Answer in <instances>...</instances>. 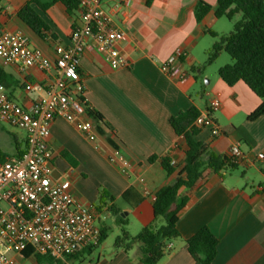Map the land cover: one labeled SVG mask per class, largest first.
Returning <instances> with one entry per match:
<instances>
[{"label": "crops", "instance_id": "obj_1", "mask_svg": "<svg viewBox=\"0 0 264 264\" xmlns=\"http://www.w3.org/2000/svg\"><path fill=\"white\" fill-rule=\"evenodd\" d=\"M29 1L1 0L0 31L23 33L32 47L54 60L56 46L70 44L78 13L69 15L60 2L46 12L34 5L49 27L41 38L18 18ZM146 1L131 0L115 19L116 25L125 31L120 48L131 62L129 68L113 69L94 45L78 60L85 101L110 126L114 143L131 162L129 174L109 163L107 157L113 146L106 136L97 132L94 141H90L58 118L48 140L53 153L52 178L69 179L74 197L95 209L99 190H108L115 196L114 204L120 214L128 219L129 234L137 236L153 222L157 192L173 183L185 163V138L175 133L170 119L193 106L204 113L210 101L219 97L222 106L212 114V120L221 135L214 137L207 127L195 139L221 156H230L231 149L239 147L243 161L235 170L210 174L191 195L179 214L177 228L181 238L170 242L171 252L158 264H196L188 252L187 241L205 227L219 240L215 264H264V116L255 121L248 119L262 100L244 82L230 87L219 77V69L232 62L220 58L223 53L217 73L208 74L204 69L203 56L206 58L218 40L211 33L227 36L233 26L223 22L224 18H216L217 0H153L150 7ZM199 1L212 7L200 23L194 13ZM117 4L118 0H104L106 8ZM240 19L241 15H237L233 22ZM177 54H185L179 62L189 74L185 81L169 78L160 70L163 62ZM4 68L18 81L17 87L7 90L9 95L24 106L41 97L39 87L56 75L54 71L46 73L36 68L25 72L14 66ZM16 143L20 144L14 137ZM26 145L25 136L24 148ZM151 158L156 160L151 162ZM164 158L176 162L173 174L162 167ZM250 171L260 178L252 179L248 176ZM129 191L140 199L136 207L123 199ZM98 218L100 222V214ZM90 260L89 264H143L136 247L127 253L115 250L114 246L106 248L104 243Z\"/></svg>", "mask_w": 264, "mask_h": 264}, {"label": "built area", "instance_id": "obj_2", "mask_svg": "<svg viewBox=\"0 0 264 264\" xmlns=\"http://www.w3.org/2000/svg\"><path fill=\"white\" fill-rule=\"evenodd\" d=\"M130 2L118 0L115 7L106 8L104 0H81L70 44L56 46L54 60L32 47L23 33L0 31L3 67L14 66L21 72L36 68L56 73L44 87H39L43 95L30 106L14 100L0 85V122L23 130L27 139V149L21 158L0 162V264H19L18 256L27 249L32 250L33 256L66 261L99 242L97 210L74 197L69 179L52 178L53 153L48 140L52 124L62 118L94 141L97 130L88 115L93 108L85 101L78 60L94 45L113 69L130 67L129 58L120 48L125 31L115 22L119 10L123 12ZM184 57L185 54H177L163 62L161 72L185 81L189 74L179 65ZM221 106L220 98H213L195 126L211 128L214 137L221 135L212 120V114ZM230 157L243 159L239 147L231 149ZM107 158L110 164L129 174L131 162L120 148L112 147ZM170 164L177 165L175 161ZM168 249H172L171 243Z\"/></svg>", "mask_w": 264, "mask_h": 264}, {"label": "trees", "instance_id": "obj_3", "mask_svg": "<svg viewBox=\"0 0 264 264\" xmlns=\"http://www.w3.org/2000/svg\"><path fill=\"white\" fill-rule=\"evenodd\" d=\"M58 2L66 7L69 15L74 16L81 0H51L48 3L42 0H30L18 13V18L35 34L44 38V33L49 31V27L37 13L34 5L46 12ZM152 3L153 0H147L146 6L150 7ZM217 3L216 18H224L233 22L237 15H241V19L234 23L231 33L227 36L219 37L211 33L218 40L207 52L206 64H214L222 53L231 57V64L221 67L218 75L230 87L240 81L244 82L262 100V104L248 117L249 121H255L264 116V0H217ZM211 10L212 7L209 4L199 1L194 11L196 21L202 22ZM78 71L80 72L79 68ZM0 85L4 86L6 90H12L18 86L15 76L1 64ZM88 115L93 120L97 132L106 136L113 147H117L113 141L110 126L104 124V117L94 110H89ZM200 115L201 112L193 106L170 119L175 133L183 136L187 144L184 166L178 171L177 178L173 183L157 192L153 204V222L143 228L137 236L133 237L129 234L128 219L121 218L119 221L121 234L114 242L115 250L129 253L136 247L143 264H158L171 252V249H168V244L181 238L177 228L179 214L186 207L191 195L210 174L235 170L243 161V159L235 160L230 156L217 155L210 151L205 144L195 139L202 129L195 126ZM15 149L14 155H9L0 149V162L21 158L26 152L27 145L23 149L21 144L16 143ZM155 160L156 158L150 159L151 162ZM161 164L168 174H173L176 170L171 166L168 158L162 159ZM123 199L131 207H136L140 203V199L135 198L130 191L123 195ZM114 202L115 196L101 188L96 207L97 212L101 214L106 209L114 215H119L120 210ZM100 232V239L96 245L84 248L69 256L66 261L50 256H33L30 249L22 252V257L24 259L33 258L36 261L35 264H89L92 253L107 239L108 230L100 227ZM218 245V238L207 227L202 228L187 241L188 252L196 264H215Z\"/></svg>", "mask_w": 264, "mask_h": 264}, {"label": "rangeland", "instance_id": "obj_4", "mask_svg": "<svg viewBox=\"0 0 264 264\" xmlns=\"http://www.w3.org/2000/svg\"><path fill=\"white\" fill-rule=\"evenodd\" d=\"M223 20H224L223 22H230L227 19H223ZM234 23L235 22H230L232 26L234 25ZM222 56L223 57H220V58H224V60H228V61L231 60V57L227 55L226 53H223ZM220 58L212 65H207L205 63L204 69L206 70L208 74L217 73L219 63L221 62V60H223ZM203 59L206 61L207 56L206 58L203 56ZM198 77L201 78L202 76L198 75ZM25 136H26V133L23 130L11 127L10 125L6 123H0V149L1 150L8 152L10 154H14L16 152L15 144H14V137L17 138L22 148H24ZM234 172L235 171H230L229 173H234ZM248 176H250L252 179L260 178L259 177L260 175L256 173L255 171H250ZM118 205L120 206L121 202H119ZM121 218H123L122 214L114 215L113 213H110L107 211L100 214L99 226L102 225L103 227H106V229L108 230L107 239L104 242V246L106 248L113 247L116 238L121 234V228L119 226V221L121 220ZM35 263L36 261L34 259H24L23 257H19V264H35Z\"/></svg>", "mask_w": 264, "mask_h": 264}]
</instances>
